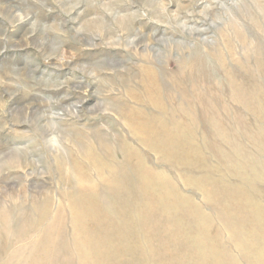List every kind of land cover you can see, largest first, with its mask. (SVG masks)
<instances>
[{
	"label": "rangeland",
	"instance_id": "obj_1",
	"mask_svg": "<svg viewBox=\"0 0 264 264\" xmlns=\"http://www.w3.org/2000/svg\"><path fill=\"white\" fill-rule=\"evenodd\" d=\"M0 264H264V0H0Z\"/></svg>",
	"mask_w": 264,
	"mask_h": 264
},
{
	"label": "bare ground",
	"instance_id": "obj_2",
	"mask_svg": "<svg viewBox=\"0 0 264 264\" xmlns=\"http://www.w3.org/2000/svg\"><path fill=\"white\" fill-rule=\"evenodd\" d=\"M10 152V151H9Z\"/></svg>",
	"mask_w": 264,
	"mask_h": 264
}]
</instances>
